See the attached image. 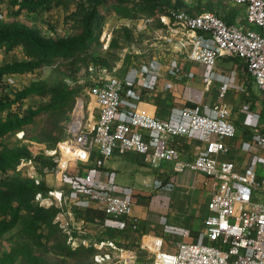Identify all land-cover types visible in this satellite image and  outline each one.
<instances>
[{"label": "built area", "instance_id": "1", "mask_svg": "<svg viewBox=\"0 0 264 264\" xmlns=\"http://www.w3.org/2000/svg\"><path fill=\"white\" fill-rule=\"evenodd\" d=\"M229 1L245 10L246 25L250 29L237 23L228 25L214 13L193 16L182 10H169L162 20L170 37L178 39V47L190 59L203 64L209 76L222 57L245 65L248 77L262 93L259 112L252 107L242 110L248 120L245 140H239L238 127L224 116L214 118L200 110H186L179 118L171 120H159L136 110L123 120L120 114L126 88L124 81L112 74L99 78L88 93L98 112L97 120L86 124L80 121L79 126L73 124L71 142L63 143L68 151L65 153L59 145L49 154L60 153L56 176L63 180L69 178L74 183L75 197L58 190L49 191L47 196L36 195L41 206L57 208L55 221L73 249L92 243L99 250L128 254L126 264H132L131 257L137 255L133 250L118 248L114 241L98 242L87 228L89 219L79 217L76 212L79 201L85 198L98 212L120 222L134 214V191L118 186L102 170H91L78 179L72 170L73 164L86 165L93 154H97L101 162H107L116 154L134 153L145 165L155 168L162 162L176 161L175 140L198 135L205 146L204 152L192 162L175 163V173L190 171L208 180L210 200L205 230L192 242L189 231L168 228L177 236L176 251L160 250L154 264H264V0ZM141 23L145 28L151 25V20ZM156 82L157 77H151L132 96L140 99L144 89L153 88ZM229 87L230 84L221 87V96ZM228 141L234 142L233 148L243 150L246 155L240 169L236 162L227 159L232 148ZM33 164V159L23 160L19 168ZM121 227L124 228V223ZM159 240L163 248L162 239ZM109 259L110 254L100 255L96 262L101 264Z\"/></svg>", "mask_w": 264, "mask_h": 264}, {"label": "rangeland", "instance_id": "2", "mask_svg": "<svg viewBox=\"0 0 264 264\" xmlns=\"http://www.w3.org/2000/svg\"><path fill=\"white\" fill-rule=\"evenodd\" d=\"M15 2H22V0H2L0 4V31L6 28L24 27L39 34L45 40L54 42L60 40L75 41L78 37L85 35L83 30L85 18L92 8L89 0H64V3L51 10H43L39 13L24 11L21 14H17L18 6L13 5ZM131 6L134 5L131 4ZM161 8L160 5L156 9L157 12L140 14L133 24L147 19L162 23V17L166 14L158 12ZM79 10L81 13L77 14ZM194 11L196 12L195 15L214 13L218 16H225L230 14L235 19V23L250 29L246 25L245 10L234 6L229 0H206L200 5L195 3ZM102 14L104 18L102 19V22L104 21L102 29L101 27L95 29L97 33L100 32L98 42L82 57L76 59L57 57L52 64L34 72L4 77L3 86L0 87V103L9 106L0 109V123L10 120L16 121L17 119H32L26 126L10 132L0 140V197H10L18 191L26 192L33 188L47 196L50 190L55 191L56 187H59V183L63 179L61 176L59 178L56 176L61 161L60 153L56 156L49 154L57 150L59 145L71 142L70 127L77 123L78 119L84 124L88 123L94 108L88 94L90 88L98 82L99 78H107L110 74H114L117 63L122 67V63L125 62L123 61L124 49L130 41H134L133 33L139 37V41L135 44L137 48H140L143 43L141 38H152L155 35L150 30H146L147 32L144 31V33L143 31L134 32L133 29L126 28V21L131 20L121 18L116 14L110 15L106 12ZM134 30H137L136 27ZM105 31L106 34L104 35ZM115 38L120 41V46L117 49L112 48ZM127 48L131 51L130 45ZM26 50L25 44H19L11 51L7 50L6 46L1 47L0 66L29 61ZM99 56L108 60L109 69L96 66V57ZM221 63L219 62V66ZM118 70L120 68H117ZM252 84V96L254 99L261 98L262 100L261 91L255 83ZM29 89L35 90L37 93L29 95L23 100H18L17 95ZM80 104L82 115L79 117L78 108ZM28 159H33L34 164L19 168L20 163ZM16 160L18 161L14 162ZM70 192H67L68 195ZM139 192L144 194H138L136 197H140L147 207L151 203L155 204L154 207L156 206L157 210H153L155 220L150 221L151 223L146 222V224L154 227L153 231L171 226L166 224L171 216L179 219L183 215L188 214L191 217L194 214L192 211H190L192 213L186 212V207H178L177 203H172L167 197L164 198L168 202L158 198L161 192L166 193V191L157 189L152 184L144 185ZM28 195L31 194L25 195V202L30 207L25 206L21 212L22 223H19L5 237L0 239V264H98L96 257L105 254H110L111 259L101 264H126L125 259L130 258L128 254L116 250H99L92 243L88 247L81 246L76 251L71 250L69 248L71 245H69L65 234L55 221L57 208L55 206L43 207L36 200L37 194L34 195L35 197ZM164 195L169 197L170 192ZM84 204L87 205L80 204L79 206L83 209L82 213L76 212L79 217L84 216L89 219L87 228L89 232H92L99 225L96 221L97 217L94 214L92 216L84 215V212L90 209L88 205L92 207L94 205L89 201ZM14 206L17 208L16 203ZM150 213L149 211L148 216ZM80 214L83 215L80 216ZM3 218L0 215V222ZM10 218V215H7V220ZM36 221H39L36 224L38 226L36 232H33L34 228L29 232L22 229L23 225L33 226ZM123 221L128 222L125 219ZM106 238L110 239L111 237L106 235ZM162 238L163 244L165 241L168 242L165 249L161 248L159 238H152L148 235L146 238H142L138 246L129 248L137 254L135 257H131L132 264H154L160 250L175 252L176 240L165 236ZM146 239H151L154 244L157 243L156 251L144 245ZM97 241L101 242L100 240ZM117 247L120 248L118 245Z\"/></svg>", "mask_w": 264, "mask_h": 264}, {"label": "crops", "instance_id": "3", "mask_svg": "<svg viewBox=\"0 0 264 264\" xmlns=\"http://www.w3.org/2000/svg\"><path fill=\"white\" fill-rule=\"evenodd\" d=\"M196 1L185 0L189 5L188 10H190V5ZM149 20H151V25L145 28L142 21L135 22V24H133L134 20L126 21V28L133 29L134 32L150 30L155 35L152 38H141L143 43L140 48H137L135 44L139 41V37L133 33L134 41L127 42L131 51L127 46L124 49L123 61L125 62L122 63V67L117 63L114 68L115 72L112 75L124 81L126 86L123 93L121 119L127 120L136 110L159 120L179 118L186 110L189 112L200 110L214 118L224 116L238 127L239 140H245L244 134L248 133L246 130L248 120L242 110L252 107L255 112H259L262 109L261 98L254 99L252 96L251 87L254 82L248 77L245 65L236 59L222 57L218 61L217 69L209 76L203 64L190 59L178 47V39L170 37V32L163 22ZM134 27L137 30H134ZM219 62H222L221 66ZM117 68L120 70L117 71ZM151 77H157L156 85L151 89H144L140 99L134 98L133 92L142 88ZM210 78L211 83H208ZM225 84H230V87L228 92L221 96L220 89ZM97 117L98 112L94 106L88 122H95ZM227 144L232 147L227 159L236 162L240 169L245 164V153L243 150L234 149V142L228 141ZM173 147L177 151L176 161L162 162L155 168L145 165L134 153L116 154L107 162H101L97 154H93L88 164L72 165V170L78 179H82L91 170H102L111 176L118 186L131 189L135 193L136 207L133 216L125 219L128 222L123 220L116 222L107 216L104 218L103 213L96 212L94 215L99 225L90 232L91 236L100 241H114L118 246L129 249L138 246L142 238L147 235L155 238L165 236L177 239V236L170 232L171 229H168L172 228L189 231L190 241H197L198 235L205 230V219L209 215L210 186L206 177L201 174L190 171L176 174L175 163L194 161L204 152L205 146L200 136L194 135L175 140ZM148 184L165 190L166 193L170 192L169 197L161 192L158 198L167 201L165 199L167 197L172 203H177L178 207H186V212L192 211L195 215L190 217L181 212L185 219L183 217L176 219L171 216L166 222L171 226L153 231L154 227L146 222L151 223L150 221L155 220L153 210H157L156 206L154 207L155 204L151 203L147 207L140 197H136L138 194H144L139 190ZM73 189L74 183L69 178L62 179L59 187H56V190L63 191L66 195H68L67 192L72 191L68 196L75 197ZM81 200L79 204L87 205L84 204L87 202L85 198ZM88 207L96 211L95 206L88 205ZM90 209L85 210L84 215H91ZM78 211L82 213L83 209L79 207ZM149 211L152 213L150 216H148ZM122 223H124V228L121 227ZM106 235L111 238H106ZM145 243L153 250H157V245L151 239H146ZM164 243L163 248L165 249L168 242Z\"/></svg>", "mask_w": 264, "mask_h": 264}, {"label": "trees", "instance_id": "4", "mask_svg": "<svg viewBox=\"0 0 264 264\" xmlns=\"http://www.w3.org/2000/svg\"><path fill=\"white\" fill-rule=\"evenodd\" d=\"M92 8L88 11L84 23V36H80L75 41L60 40L58 42L47 41L42 38L39 34L28 30L24 27H16L13 29H3L0 31V48L6 46V49L11 51L19 44L26 45V55H28L29 61L15 62L11 64L0 66V87L3 86V79L8 75H24L36 71L39 68L48 66L53 63L54 59L57 57L76 59L80 58L86 53H88L93 45L98 42L100 32L95 29H102V13L116 14L121 18L127 20H136L139 18L140 14L145 15V13H154L156 9L162 6L158 12H164L168 14L169 10H181L187 12L190 15H195L194 11L195 3L201 4L203 0H197L193 5H190V10H188L189 5L186 4L185 0H89ZM157 2V4H156ZM2 0H0V4ZM64 3V0H22V2H15L13 5L18 6L17 14H21L24 11L33 13L41 12L43 10H51L54 7ZM134 5V6H131ZM111 5V6H110ZM155 9V10H154ZM184 9V10H183ZM157 12V11H156ZM81 10L77 12L80 14ZM203 14V13H201ZM199 14V15H201ZM221 17L228 25L235 24V19L230 15L226 14ZM97 38V39H96ZM120 46V41L115 38L113 42V49H117ZM95 64L97 67L102 69H109L108 60L104 57H96ZM246 69V68H245ZM35 90H26L17 95L18 100H23L29 95L36 94ZM9 106V105H7ZM7 106L0 103V109L6 108ZM31 119H17L16 121H8L5 123H0V140L3 139L7 134L13 132L14 130L21 129L26 126ZM18 160L14 161L17 162ZM44 188V187H43ZM42 188V191H43ZM38 189H31L30 191H18L15 195L3 198L0 197V215L4 217L0 222V239L5 237L13 228H15L19 223L21 224V212L26 207L25 195L38 194ZM29 196V195H28ZM29 196V197H30ZM35 197V196H34ZM17 204L15 208L14 204ZM91 210V215L96 214L97 210ZM7 215H10V219L7 220ZM56 217V216H55ZM39 221H36L35 225H23V230L29 232L33 229L36 232L38 229ZM71 250L76 251L69 247Z\"/></svg>", "mask_w": 264, "mask_h": 264}, {"label": "bare ground", "instance_id": "5", "mask_svg": "<svg viewBox=\"0 0 264 264\" xmlns=\"http://www.w3.org/2000/svg\"><path fill=\"white\" fill-rule=\"evenodd\" d=\"M78 109H79V112H80V114H79V117H80V115H82V114H81V104H80V106H79ZM79 112H78V113H79ZM77 121H78V122H77V126H79V125H80V121H79V119H78ZM61 146L63 147L62 150H64V152L66 153L67 148H64L65 145L61 144ZM67 151H68V150H67ZM67 154H68V153H67Z\"/></svg>", "mask_w": 264, "mask_h": 264}]
</instances>
